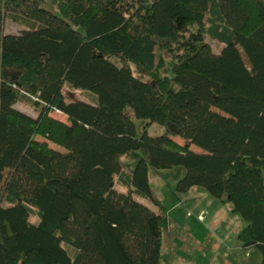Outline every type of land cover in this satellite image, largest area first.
Listing matches in <instances>:
<instances>
[{
    "label": "trees",
    "instance_id": "obj_1",
    "mask_svg": "<svg viewBox=\"0 0 264 264\" xmlns=\"http://www.w3.org/2000/svg\"><path fill=\"white\" fill-rule=\"evenodd\" d=\"M150 167L183 169L178 192L231 203L243 246L264 243V0H0V264H163Z\"/></svg>",
    "mask_w": 264,
    "mask_h": 264
},
{
    "label": "rangeland",
    "instance_id": "obj_2",
    "mask_svg": "<svg viewBox=\"0 0 264 264\" xmlns=\"http://www.w3.org/2000/svg\"><path fill=\"white\" fill-rule=\"evenodd\" d=\"M48 7L55 11L51 5L48 4ZM22 28L6 18L5 31L18 33ZM77 29L82 30L81 27ZM205 40L215 53H220L224 47L223 44L208 37ZM242 55L248 62L244 51ZM170 67L171 64L164 72L171 74ZM64 93L67 101L83 96L80 91L69 89H64ZM17 107L33 116L37 115L30 106L22 102H19ZM126 112L135 121L139 135L145 130L151 135L165 132V127L159 123L136 118L131 108H127ZM52 115L65 120V115L60 112L55 111ZM175 139L179 143L184 142L180 136H176ZM50 146L57 148L53 143H50ZM192 149L203 152V149L195 144H192ZM145 156L143 151L136 150L125 155L123 160L135 166L139 159ZM180 170L183 169L150 167L149 172L150 184L168 210L161 250L163 264H264V243L244 247L239 240L238 236L245 222L239 215L233 213L231 203L221 202L201 186H196L187 193L177 191L176 184L182 177ZM115 187L124 189L117 184ZM135 198L156 209L149 198L137 194ZM32 220L37 221L35 217H32Z\"/></svg>",
    "mask_w": 264,
    "mask_h": 264
},
{
    "label": "crops",
    "instance_id": "obj_3",
    "mask_svg": "<svg viewBox=\"0 0 264 264\" xmlns=\"http://www.w3.org/2000/svg\"><path fill=\"white\" fill-rule=\"evenodd\" d=\"M60 113L63 114L62 112H60ZM180 174H182V175L184 174L183 170H180ZM192 189H193V188H192ZM192 189H191V190H192Z\"/></svg>",
    "mask_w": 264,
    "mask_h": 264
},
{
    "label": "built area",
    "instance_id": "obj_4",
    "mask_svg": "<svg viewBox=\"0 0 264 264\" xmlns=\"http://www.w3.org/2000/svg\"><path fill=\"white\" fill-rule=\"evenodd\" d=\"M59 112V111H58Z\"/></svg>",
    "mask_w": 264,
    "mask_h": 264
}]
</instances>
